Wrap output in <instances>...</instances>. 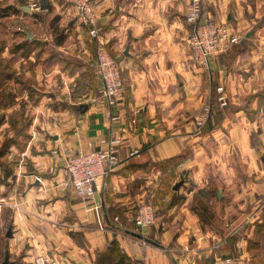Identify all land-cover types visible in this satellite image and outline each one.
<instances>
[{
	"label": "crops",
	"instance_id": "1",
	"mask_svg": "<svg viewBox=\"0 0 264 264\" xmlns=\"http://www.w3.org/2000/svg\"><path fill=\"white\" fill-rule=\"evenodd\" d=\"M29 2L0 0L2 88L28 81L39 97L32 137L8 177L17 183L0 202L13 233L9 264H36L41 254L99 264L112 241L130 264H264V0H204L203 17L244 35L220 46L207 68L189 45L190 0H93L99 38L73 0L31 11ZM99 39L121 62L116 106L99 99ZM205 104L212 110L199 128ZM113 134L124 138L119 164L97 181L94 198L62 191L64 151L98 148ZM145 200L157 219L135 231L140 238L122 228L134 231Z\"/></svg>",
	"mask_w": 264,
	"mask_h": 264
},
{
	"label": "built area",
	"instance_id": "2",
	"mask_svg": "<svg viewBox=\"0 0 264 264\" xmlns=\"http://www.w3.org/2000/svg\"><path fill=\"white\" fill-rule=\"evenodd\" d=\"M74 6L81 20L89 26L92 37L99 38L97 14L93 0H73ZM204 0H190L186 20L192 26L189 36V45L194 62L202 68L210 66L211 59L223 44L240 42L243 35L233 34L229 31L228 22L214 17H203ZM31 8H40L39 0H30ZM98 71L103 83L100 100L109 106H116L124 93L121 62L108 50L106 44L98 40L96 49ZM218 100L222 105L227 103L224 87H218ZM210 104H205L196 122L199 128L203 127L211 114ZM137 113L140 112L138 109ZM120 115L113 119H120ZM133 121H136L135 119ZM123 136L116 134L102 138L98 148L79 150L76 152L64 151V178L58 183L62 191L74 190L82 201L94 198L95 187L99 179L109 177L119 164V152L123 144ZM41 182V177H37ZM99 207L95 209L99 212ZM258 208V207H257ZM257 214V211H255ZM119 218L116 217L115 220ZM157 209L152 200L143 201L134 214V231H141L145 227L155 224ZM102 225V217L99 214ZM230 261V259H228ZM36 264H59V261L41 254L35 258Z\"/></svg>",
	"mask_w": 264,
	"mask_h": 264
},
{
	"label": "rangeland",
	"instance_id": "3",
	"mask_svg": "<svg viewBox=\"0 0 264 264\" xmlns=\"http://www.w3.org/2000/svg\"><path fill=\"white\" fill-rule=\"evenodd\" d=\"M14 87L18 90L17 84H10L7 89H12L14 92ZM25 93H27L25 96L17 95L15 98H0L1 103H6L1 105L0 110V152H3L2 155L0 153V202H3L5 193H9L13 185L17 183L14 177L8 178L7 173L10 171L13 174L14 170L19 167L21 163L19 152L25 147L26 140L32 137L31 128L35 123L36 116L39 115V110L37 111L36 108L39 97L30 96L27 91ZM8 103L12 105L9 106ZM11 140H15V145L5 146V142ZM24 163L28 171L31 172L33 165L30 158ZM167 190H171L170 184ZM9 227L8 220L0 221V262L5 258L6 232Z\"/></svg>",
	"mask_w": 264,
	"mask_h": 264
},
{
	"label": "trees",
	"instance_id": "4",
	"mask_svg": "<svg viewBox=\"0 0 264 264\" xmlns=\"http://www.w3.org/2000/svg\"><path fill=\"white\" fill-rule=\"evenodd\" d=\"M0 68H2V65H0ZM7 69V68H5ZM3 69H0V98H15L18 93H23V91H27L28 95L30 96H35L34 91L35 89L32 88V84L30 82H24V81H18L20 82L19 88L17 91H12V89L8 90L7 86L2 88L4 85V82L1 81L2 79V73ZM6 74H4L3 76H5ZM37 97V96H36ZM6 103H1L0 100V110H1V105H4ZM14 104V103H13ZM9 106H11V103H8ZM15 140H11L10 142H5V146H9L12 144H15ZM2 155V151L0 152ZM8 176H11V172L9 171L7 173ZM205 211L206 208H202L199 213L201 215V217H203V219L205 218ZM98 262L99 264H130V260H128V258L121 252L117 242L112 241L111 245L108 247V249L101 253L99 255L98 258Z\"/></svg>",
	"mask_w": 264,
	"mask_h": 264
},
{
	"label": "water",
	"instance_id": "5",
	"mask_svg": "<svg viewBox=\"0 0 264 264\" xmlns=\"http://www.w3.org/2000/svg\"><path fill=\"white\" fill-rule=\"evenodd\" d=\"M39 4H40V8H41L42 10H47V9L49 8L50 0H39ZM23 7H24V9H26V10H28V11H31V7H30V6H28V5H24ZM29 36H30V33H28V37H29ZM182 183H183L182 181L177 182V183L174 185L173 188H174L175 190H177V189L180 187V185H181ZM122 229L125 230L126 232H129L130 234H133V235L138 236V237H140V238H144L142 234L137 233V232H135V231H133V230H129V229H125V228H122ZM12 235H13V233H12V227H9L8 232H7V236H8V237H11ZM9 257H10V255L7 254V255L5 256V258L3 259V261L0 262V264H9V263H10V259H9Z\"/></svg>",
	"mask_w": 264,
	"mask_h": 264
}]
</instances>
